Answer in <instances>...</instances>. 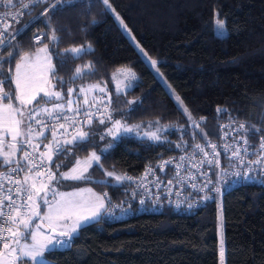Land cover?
<instances>
[{
	"label": "trees",
	"instance_id": "16d2710c",
	"mask_svg": "<svg viewBox=\"0 0 264 264\" xmlns=\"http://www.w3.org/2000/svg\"><path fill=\"white\" fill-rule=\"evenodd\" d=\"M109 2L137 43L158 61L159 71L192 119L199 123L203 117L204 122L199 127L188 122L187 114L178 110L167 88L101 0H72L70 4L47 0L36 7L47 8L37 22L8 44L14 48L6 46L2 53L7 57L8 51L18 50L20 54L14 63L5 65L6 70L11 69L7 79L0 75L7 92L13 89L11 78L20 56L47 45L55 72H50L49 82L62 93L59 101L63 104L69 97L67 89L72 88L71 96L77 95L72 101L104 96L113 121L153 122L165 127L160 141L122 134L102 153L109 138L99 139L106 127L96 120L91 128L99 133L93 145L87 150L71 145L70 155L53 159L57 178L78 157L95 149L103 168L93 165L86 175L89 179L74 181L73 185L91 187L121 200L125 181L107 178V172L138 175L159 157L215 137L217 108H224L231 117L248 125L264 127V0ZM18 3L21 0L12 4ZM218 20L224 22L222 34ZM50 28L55 29L58 41L48 38ZM34 33L42 35L41 43H33ZM82 45H91L89 54L61 63L65 49ZM88 64L92 71L73 81L74 70ZM123 68L132 69L137 79L129 89L117 91L115 73ZM61 80L67 82L63 87ZM97 85L103 86V91L90 89ZM59 101L48 103L41 96L31 109ZM104 120L109 127L111 123ZM57 162L59 169L55 167ZM59 186H63L62 180ZM40 209L44 210L43 204ZM77 232L69 248L45 254L49 264H221V249L225 252L224 264H264V187L244 185L229 190L222 209L218 202H210L190 214L166 208L157 214L141 213L116 222L102 217Z\"/></svg>",
	"mask_w": 264,
	"mask_h": 264
},
{
	"label": "snow or ice",
	"instance_id": "6c2138e0",
	"mask_svg": "<svg viewBox=\"0 0 264 264\" xmlns=\"http://www.w3.org/2000/svg\"><path fill=\"white\" fill-rule=\"evenodd\" d=\"M7 2L12 4L13 0H7ZM40 2L41 0H33V3L38 4ZM101 2L106 6V10L110 12L115 11L112 9L109 0H101ZM60 3L70 4L72 3V0H60ZM24 7L26 8L28 5H24ZM55 7L56 6L53 5V8ZM120 23L124 29H127V25H124L122 20H120ZM217 27L220 29L222 34L224 30V22L218 20ZM7 32L8 28L3 24H0V75L4 76L5 79H7V72L11 71V69L6 70L5 65L14 63L15 58L20 55L18 50L8 51L7 57L2 55L6 46L14 48L12 45H6V42L3 40V34H6ZM50 33L51 35L48 38L51 41L55 42L59 40V37L55 35V29L50 28ZM41 39H43V37H37L36 43L39 44ZM90 49L91 45H82L80 47L65 49V53L61 57V63L67 64L75 58L82 59L83 55L89 54ZM40 51L45 53V60L49 61V72L55 74L54 66L50 64L48 48L45 46L41 48ZM140 52L146 59H148L151 65L155 66L158 63V61L148 57L147 53L143 52V49H140ZM20 60L21 63L15 64L14 91H4L3 85L5 83V79H0V102L5 99H16L20 102V105H27L36 100V97L41 92L43 93V99H45L48 103L62 99V93L59 91H48L45 87L34 88L31 82L22 76L21 71L23 67L28 65L30 61L29 55L25 54L20 56ZM91 71V64L85 65L83 68H76L74 70L75 75L72 80L74 81L76 78H82L86 73ZM156 71L158 72L159 70L156 69ZM121 74L124 75V78L127 81L125 88L131 87L132 81L137 79L135 74L130 69L122 70ZM60 83L63 87L67 82L61 80ZM73 91L74 90L72 88L67 89L69 97H71ZM100 91H103V89H100ZM80 93L83 95L84 90L80 89ZM174 98L177 102L178 110H180L182 114H187L188 122L191 123L193 127H199V123L192 119L191 113L188 111L187 107L183 105V101L178 96ZM85 103L87 104L86 99ZM131 103H135V101H132ZM72 104L73 101L69 99L67 101L68 109H71ZM48 111V109L33 108L29 112L26 120L31 122L35 119L36 113ZM71 111L73 112V117L81 115V109L79 107L71 109ZM97 111H99V109H97ZM55 112V116H52L49 112V119L53 121L62 119L66 123H69V125L74 129V134L71 135V139H58L56 126L53 124L49 129L53 142L51 145L45 146L47 149L46 153L37 155L35 152V146L31 144L30 139H21L19 141L22 146H27L32 149V152L24 151L22 157L24 160L23 165H21L19 160L11 158V152H15L17 150L15 143L8 145L10 153L0 152V157H2L0 163H3L4 165H15L14 167H10L8 172L3 176H0V246H2V250H0V257L7 256L10 258L8 261L0 260V264H49L45 254H51L57 247H70V242L73 240L74 235L79 229L91 224L94 221L99 222L105 214L115 216L117 210L121 212L128 211V209L124 208L122 205H111L110 207H106L105 197H97L95 201H88L82 198L79 192L64 193L58 192L55 188L50 190L52 198L49 199L48 186L43 184V182H41V187H37L35 182H29V175H24L23 182L19 178L15 180L11 179L12 173H17V175L21 172L31 173L34 169L36 170V176H46L48 182L54 181L57 184H59L60 180L81 181L89 179V177L85 175L87 168H84L82 171H78L80 167L79 161H75L76 167H72L70 172L60 173L59 178H57V173L51 171L50 165L52 164L53 156L59 157L62 155H70L72 151L70 147L71 145H75L76 147L83 146L85 150H87L89 146L93 145L94 137L98 134L91 128L93 123V113L89 108H85L82 112L84 120L70 118L67 115L65 104L63 103L55 104ZM217 112L226 114L225 109L218 108ZM13 113H16L20 119H17ZM107 119L108 122L111 123V127H107L104 119L97 118V124L105 125L106 127V131L99 133L100 140H104L106 136H115L116 132H118L121 128H123V131L125 132L133 131L132 128L122 125L119 120L113 121L110 114ZM203 119L204 118L202 117L201 120ZM5 120H7L10 124L6 131L11 133V138L14 142L17 140L18 136L29 138L33 137L34 129L31 127L30 123L25 130H21V125L25 123L24 114L21 110L13 108L11 103L0 104V121ZM36 123L40 122L36 121ZM84 125L89 126V131L81 130L80 126ZM40 127L43 129L45 125L40 124ZM59 128L64 129L65 125L59 124ZM65 131L67 130L65 129ZM158 131L146 135H149V139L160 141L161 137L158 134ZM236 132H239L241 135L237 141L236 147L231 148L232 156L237 158L240 162H244V157L241 155L240 143L242 142L243 152L246 153L247 148L249 147L247 139L248 135H253V138L255 139V134L257 132L264 133V127L257 129L254 125L241 123L236 128ZM39 135L43 136V131H41ZM61 135H63V133H61ZM46 138L47 137H45V139ZM0 144H2V140H0ZM111 146V143H109L107 147L102 150V153L106 152ZM195 147L202 152L204 151L199 144ZM224 147L225 151L229 150L228 145H225ZM252 147L255 148V145H252ZM211 148L213 150V160H215L219 153L215 151L216 145H211ZM20 150H23V148ZM254 154L260 157L259 160L255 161L258 170H264V134L260 136L259 148L254 152ZM204 155L207 156L208 153L205 152ZM100 159V155H97L96 152L91 153L90 160L95 161L96 165L102 169L103 166L100 164ZM209 163H212V161H209ZM248 163L251 164L252 162L249 161ZM88 166L90 167L91 164ZM55 167L59 169L61 167L60 163L57 162ZM177 167H179V165H177ZM40 169H47V172L43 173ZM106 174L110 177L113 176L112 172H107ZM235 175L240 177L241 173L237 172ZM5 178H7V182L11 185L7 189L6 193L4 190ZM244 178L247 179L248 177L245 176ZM126 179L131 178L126 176H115V180L117 182H122ZM193 187H195V185H193ZM213 190L217 193L220 192L219 188L209 189V191ZM41 192H43V195H40ZM13 193H15L17 197L16 199H13ZM57 197H59V199H57ZM203 199L207 200L209 199V196L205 195ZM5 200L8 201L6 205ZM139 203L144 204V200H140ZM41 204H43V206L47 209L43 215H41L40 212ZM189 207H192V205H189ZM37 218H39L38 222L34 223ZM45 222H47V232L43 230ZM58 229L59 232H57ZM220 256L221 264H224L223 249L220 251Z\"/></svg>",
	"mask_w": 264,
	"mask_h": 264
},
{
	"label": "built area",
	"instance_id": "2783aa9c",
	"mask_svg": "<svg viewBox=\"0 0 264 264\" xmlns=\"http://www.w3.org/2000/svg\"><path fill=\"white\" fill-rule=\"evenodd\" d=\"M45 1L47 0H41L37 4L33 3V0H24L18 4H9L4 0H0V24L8 28V32L3 34V40L6 42V45L10 44L23 31L37 22L47 8L37 10L36 7ZM24 5H28V7L25 8ZM37 37H42V35L40 33H34L32 35V41L35 44H37ZM41 42L42 39L39 43ZM3 88L6 91L5 84ZM77 107L81 109V115L73 117L71 109ZM35 108L48 109L49 111L36 113L35 119L31 122L26 120L25 129L30 123L34 129L33 137H22L21 139H30L31 144L35 146L37 155L46 153L47 149L45 146L52 144L53 139L49 129L53 124L56 126L58 139H71V135L74 134V129L69 123H66L62 119L58 121L49 119V112L52 116L56 115L55 108L50 109L47 106H38ZM65 108L67 115L77 120H84L82 112L85 108H89L93 113V122L97 118L105 119L108 118L109 114L111 115V107L103 97L89 99L87 100V104L85 101L73 100L71 109H68L67 103L65 104ZM31 110L27 112V116ZM216 114L219 117V123L215 137H208L191 144L184 150L159 157L154 162L148 163L138 175H125L131 179L124 180L125 184L122 188L123 198L121 200H115L107 193H104L106 207L122 205L128 211L121 212L117 210L115 216L105 214L103 217L108 221L116 222L141 213L157 214L166 208L171 209L173 212L190 214L195 213L199 208L210 202H218L222 209L224 195L229 190L244 185L264 187V170H258L255 161L259 160L260 157L254 154L259 148V138L264 133L257 132L255 139L253 135H248L249 147L246 153L243 152L242 142L240 143L241 155L244 157V162H240L232 156L231 148L236 147L241 135L239 132H236V128L239 124H247V122L231 117L228 111H226V114H222L216 110ZM36 121L40 123H36ZM203 122L204 119L199 120V123ZM40 124H44L45 127L42 129ZM59 124H64L65 128L60 129ZM80 127L81 130L85 131L88 126L84 125ZM41 131H43V136L39 135ZM45 137L47 138L45 139ZM21 139L15 143L19 149L23 148V150H20L21 157H23L24 151L32 152V149L27 146H22L19 143ZM0 140H2L1 147L6 141L1 138ZM197 144L203 148V152L195 147ZM211 145H216L215 151L219 153L215 160H213ZM225 145L229 146L228 151H225ZM252 145H255V148ZM205 152L208 153L207 156L204 155ZM55 157L57 156H53V159ZM209 161H212V163H209ZM249 161L252 163L249 164ZM14 166L6 165L0 167V176H3L8 172L10 167ZM50 167L53 172L52 164ZM40 171L46 173L47 169H40ZM237 172L241 173L240 177L235 175ZM27 174L35 175L37 181H42V178H46V176H36V170L34 169L31 173L21 172L18 175L17 173H12L11 179L15 180L19 178L23 182V177ZM245 176L248 178L245 179ZM10 186L7 178H5V193ZM214 188H219L220 192L217 193L214 190L209 191V189ZM205 195L209 196V199L204 200L203 197ZM16 198L15 193H13V199ZM49 199H51L50 196ZM140 200H144V204L139 203ZM7 203L8 201L5 200V205ZM189 205H192V207H189ZM57 248L67 249L69 247ZM0 250H2V246H0Z\"/></svg>",
	"mask_w": 264,
	"mask_h": 264
},
{
	"label": "rangeland",
	"instance_id": "374dc122",
	"mask_svg": "<svg viewBox=\"0 0 264 264\" xmlns=\"http://www.w3.org/2000/svg\"><path fill=\"white\" fill-rule=\"evenodd\" d=\"M120 27L122 28V30L124 31V33L128 36V38L132 41V43L134 44V46L137 48V50L140 52V49H143L141 47V45L139 43H137L136 39L134 38V36L132 35V33L127 29H124L123 26L120 23V20H122L118 14L116 12H112ZM118 17V18H117ZM123 21V20H122ZM124 24V22H123ZM125 25V24H124ZM47 47V45H41L39 46L38 49H36L34 52H26L24 54H22L21 56L27 54L30 57V61L28 63V65L26 67L22 68V76L29 80L31 82V84L33 85L34 88L36 87H45L46 90L48 91H55L53 89V85L49 82V61L45 60V53L41 52L40 49L43 47ZM48 48V47H47ZM143 52L144 49H143ZM146 53V52H145ZM141 56L144 58V60L147 62V64L152 68V70L155 72V74L157 75V77L161 80V82L164 84V86L167 88V90L169 91V93L171 94V96L173 97L174 101L176 102L175 98L176 96L179 97L178 94H176V92L171 88V86L169 85V83L166 81V79L162 76L160 71H156V69H158L157 64L155 66L151 65L148 61V59H146L144 57V55L141 54ZM148 56V55H147ZM149 57V56H148ZM153 59V58H151ZM155 60V59H153ZM17 63H21V60L18 59ZM16 63V64H17ZM51 64V63H50ZM130 68H123L118 70L117 72H122V70H128ZM134 74L135 72L130 69ZM159 70V69H158ZM117 72L115 73V76L117 75ZM118 75H120V77H118V80L123 79L121 81H119L121 84H126L127 81L124 78V75H122L121 73H119ZM135 76L137 77V75L135 74ZM11 82H12V91H14L15 89V69H14V73L12 75L11 78ZM135 83V81H132V85ZM119 85V84H118ZM103 86L97 85V87H94V89H97L100 91V89H103ZM91 89V88H90ZM7 92V90H6ZM100 96H102L101 94H98ZM41 96H43V93L41 92L37 97L36 100L32 101L31 104H27V105H20V102L16 99H12V100H7L5 99L4 103H0V104H8L11 103L13 105V108H17L19 110H21L24 114V118H25V123L21 125V130H25V125H26V118H27V112L34 106L35 102L38 101V98H40ZM104 97V96H102ZM73 98H77L76 96H71L67 98V101L69 99H73ZM180 98V97H179ZM181 99V98H180ZM64 101H59L57 103H63ZM56 103V104H57ZM177 104V102H176ZM184 105V103H183ZM44 106H47L50 109H54L55 108V104L49 105V104H44ZM185 106V105H184ZM14 116H16L17 119H20V117L16 114L13 113ZM122 125H125L127 127H130L133 129V131L131 132H125L123 131V128H121L118 132H116L115 136H106V138H109V143L112 144L111 141H114L115 139H117L118 137H120L122 134H135L137 137H141V138H148L149 139V135L146 134H151L152 132H157L158 130V134L160 135L161 139H162V132L165 130V127L161 124H157V123H153V122H148L146 124H142V123H134V124H126L124 122H121ZM10 126L9 122L7 120L5 121H0V138L4 139L6 142L0 147V151H3L4 149H6L7 153H10V149L8 148L9 144H13L15 142H17L19 139H21V136L17 137V140L14 142L11 138V133L7 132L6 129ZM112 125H110L109 127H111ZM89 131V129H88ZM106 131V130H105ZM97 132V131H96ZM99 133V132H98ZM160 139V140H161ZM152 140V139H150ZM155 141V140H153ZM108 143V144H109ZM94 144V142H93ZM107 143L105 144L104 147H102V149H105L108 145ZM16 145V149H18V145L15 143ZM20 150V149H19ZM17 151V150H16ZM11 152V158L13 159L15 156H17V152ZM92 152H96L95 149H90L88 154H86L85 156L82 157H78L75 161H79L80 162V167L78 169V171H82L84 168H87V171L85 172V175H87L88 171L91 169V167L93 165H96L95 161H91L90 160V155ZM97 153V152H96ZM21 154V152H20ZM98 155V153H97ZM91 164V166L89 167L88 165ZM72 167H76L75 162L70 165L66 170H64L63 172H70ZM53 172H55L53 170ZM62 172V173H63ZM115 176L113 174V176H108L106 174L107 178H112L115 179ZM63 181V186L60 187L59 184H57L56 182H48L46 178H42L43 184H46L48 186L49 189V196L51 197V189L55 188L58 192H64V193H72V192H79L80 196L88 201H95L97 197H103L102 193L99 191H96L94 189H92L91 187H87V186H74L72 180H62ZM35 182H38L36 180L35 177ZM37 186H42L41 183H38ZM84 190V191H81ZM90 190V191H89ZM40 195H43V192L40 193ZM52 198V197H51ZM57 199H59V197H57ZM47 211V209L44 207V210L40 209L41 215H43L45 212ZM39 218H37L35 222H38ZM45 225H47V222H45ZM46 232V231H45ZM6 251V250H4ZM10 258L7 256H2L0 257V260H4V261H8Z\"/></svg>",
	"mask_w": 264,
	"mask_h": 264
},
{
	"label": "crops",
	"instance_id": "0c3cea01",
	"mask_svg": "<svg viewBox=\"0 0 264 264\" xmlns=\"http://www.w3.org/2000/svg\"><path fill=\"white\" fill-rule=\"evenodd\" d=\"M119 73H122V72H117V75L115 76V89L117 90V91H123V90H126V89H129L130 87H128V88H125V85L126 84H121L119 81H121V80H123V79H120V80H118V77H120V75H118ZM119 84V85H118ZM93 88L94 87H92L91 88V90L93 91ZM84 98H88V97H84ZM87 100V99H86ZM5 102V101H4ZM3 102V103H4ZM55 104V103H54ZM0 152H3V153H7V151H6V149H4L3 151H0ZM17 156H15L13 159L14 160H19L20 159V150H19V148L17 149ZM0 160H2V157H0ZM1 166H6V165H4L3 163H1ZM27 175H29V177H30V179H29V182H35V175H33V174H27ZM36 184H38V183H41V181H38V182H35ZM37 187H39V186H37ZM41 187V186H40ZM103 196H104V194H103ZM57 231H59V229L57 230Z\"/></svg>",
	"mask_w": 264,
	"mask_h": 264
},
{
	"label": "water",
	"instance_id": "95a60500",
	"mask_svg": "<svg viewBox=\"0 0 264 264\" xmlns=\"http://www.w3.org/2000/svg\"><path fill=\"white\" fill-rule=\"evenodd\" d=\"M43 230L46 231V232L48 231V227H47V225H45V224L43 225ZM57 232H59V231H57ZM78 235H79V232H77V233L74 235V237H76V236H78Z\"/></svg>",
	"mask_w": 264,
	"mask_h": 264
}]
</instances>
